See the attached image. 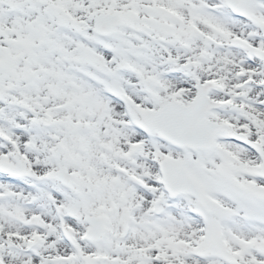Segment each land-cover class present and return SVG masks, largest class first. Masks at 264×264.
<instances>
[{
	"label": "snow or ice",
	"instance_id": "snow-or-ice-1",
	"mask_svg": "<svg viewBox=\"0 0 264 264\" xmlns=\"http://www.w3.org/2000/svg\"><path fill=\"white\" fill-rule=\"evenodd\" d=\"M0 264H264V0H0Z\"/></svg>",
	"mask_w": 264,
	"mask_h": 264
}]
</instances>
